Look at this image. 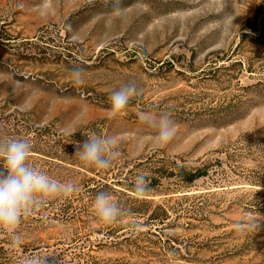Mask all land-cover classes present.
Wrapping results in <instances>:
<instances>
[{
    "label": "rangeland",
    "instance_id": "374dc122",
    "mask_svg": "<svg viewBox=\"0 0 264 264\" xmlns=\"http://www.w3.org/2000/svg\"><path fill=\"white\" fill-rule=\"evenodd\" d=\"M129 83L140 94L108 119ZM141 111L171 113L166 147ZM94 134L121 141L109 170L75 155ZM12 138L79 191L24 219L18 244L0 230V264H264V0H0V139ZM100 192L128 210L114 226L93 215Z\"/></svg>",
    "mask_w": 264,
    "mask_h": 264
},
{
    "label": "clouds",
    "instance_id": "9594fccd",
    "mask_svg": "<svg viewBox=\"0 0 264 264\" xmlns=\"http://www.w3.org/2000/svg\"><path fill=\"white\" fill-rule=\"evenodd\" d=\"M48 0H45V8ZM71 81L75 87L84 84V69L74 68ZM140 94L135 83L123 85L110 96L108 119L122 118L127 115L130 102ZM140 122L156 129L151 138L158 148L166 147L176 136L178 126L171 113L163 112L158 117L151 111L138 113ZM120 139L116 136L91 135L80 146L76 156L82 165L98 170H109L114 161L120 157ZM32 145L27 139H0V230L7 232L14 244L20 242L18 228L24 219L32 216L34 211L44 207L50 200L67 198L79 191L73 183H61L39 168L29 163ZM149 191L148 180L139 175L135 180L134 195L143 198ZM92 212L101 226L116 225L128 210L119 206L108 193L100 192L92 203ZM256 228L257 224H237V231ZM46 256L33 254L26 257L23 264H46Z\"/></svg>",
    "mask_w": 264,
    "mask_h": 264
}]
</instances>
